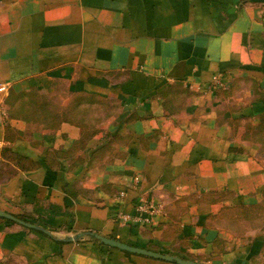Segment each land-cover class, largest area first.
Here are the masks:
<instances>
[{
    "label": "crops",
    "instance_id": "obj_1",
    "mask_svg": "<svg viewBox=\"0 0 264 264\" xmlns=\"http://www.w3.org/2000/svg\"><path fill=\"white\" fill-rule=\"evenodd\" d=\"M0 85V264H264V0H0Z\"/></svg>",
    "mask_w": 264,
    "mask_h": 264
},
{
    "label": "built area",
    "instance_id": "obj_2",
    "mask_svg": "<svg viewBox=\"0 0 264 264\" xmlns=\"http://www.w3.org/2000/svg\"><path fill=\"white\" fill-rule=\"evenodd\" d=\"M225 83L219 73L214 74L209 83L207 84V90L213 92L216 89L224 86ZM4 89L3 85H0V91ZM2 145V140L0 139V147ZM135 180L137 181V177H135ZM123 193H120V196H122ZM135 214L124 212L122 209H119L117 212V218L120 223H130V222H136L139 220H147V218L154 214L161 211L160 204L154 203L151 199H148L146 197H140L138 198L137 202L134 205ZM144 214V215H142Z\"/></svg>",
    "mask_w": 264,
    "mask_h": 264
},
{
    "label": "rangeland",
    "instance_id": "obj_3",
    "mask_svg": "<svg viewBox=\"0 0 264 264\" xmlns=\"http://www.w3.org/2000/svg\"><path fill=\"white\" fill-rule=\"evenodd\" d=\"M254 140L260 146L259 155L264 161V131H253ZM244 229L247 231L259 230L264 231V188L260 194L258 201L251 204L244 211Z\"/></svg>",
    "mask_w": 264,
    "mask_h": 264
},
{
    "label": "water",
    "instance_id": "obj_4",
    "mask_svg": "<svg viewBox=\"0 0 264 264\" xmlns=\"http://www.w3.org/2000/svg\"><path fill=\"white\" fill-rule=\"evenodd\" d=\"M0 216H2L4 218L11 219V220H14V221H17V222H19V223H21V224H23L25 226H28V227L37 228V229H43L39 225H35L33 223H30V222L24 221L22 219H19V218L15 217L14 215H12L10 213H7L5 211H1L0 210ZM89 234H91L93 237H95L96 239H98L102 243L109 244V245H114V246L120 247L122 249L130 250V251H136V252H139V253L152 255V256H156V257H160V258L170 259V260L175 261V262H177L179 264H198V263H196L194 261H191V260H185V259H181L179 257L163 255V254H159V253L152 252V251H149V250H145V249H142V248L132 247V246L123 244L121 242H118V241H116L114 239L103 237V236H101V235H99L97 233H89Z\"/></svg>",
    "mask_w": 264,
    "mask_h": 264
},
{
    "label": "trees",
    "instance_id": "obj_5",
    "mask_svg": "<svg viewBox=\"0 0 264 264\" xmlns=\"http://www.w3.org/2000/svg\"><path fill=\"white\" fill-rule=\"evenodd\" d=\"M255 131H258V133H259V131H264V116H262L260 124L257 126Z\"/></svg>",
    "mask_w": 264,
    "mask_h": 264
}]
</instances>
